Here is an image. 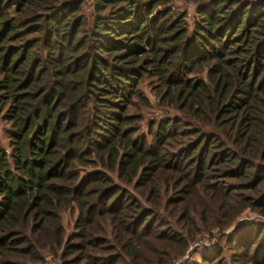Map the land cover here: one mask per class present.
<instances>
[{"label": "trees", "instance_id": "16d2710c", "mask_svg": "<svg viewBox=\"0 0 264 264\" xmlns=\"http://www.w3.org/2000/svg\"><path fill=\"white\" fill-rule=\"evenodd\" d=\"M166 1L94 0L99 13L79 34L87 25L74 15L80 0H0V98L10 121L9 151L0 145V264H35L40 248L60 246V212L71 204L87 224L100 210L129 213L123 229L140 234L153 210L119 196L107 172L149 180L144 175L162 169L165 140L180 125L177 118L159 121L149 144L131 135L126 105L145 73L157 76L169 100H181L178 108L214 128H187L194 141L169 154L164 170L195 165L202 174L209 156V166L216 158L226 176L252 167L255 181L264 175V164L253 163L264 147V0H202L190 32L185 13ZM202 63H209L205 80L186 77ZM228 140L242 143L244 159ZM253 228L247 245L239 244L250 264L264 253V230ZM50 230L51 246L41 244ZM69 245L64 255L81 248Z\"/></svg>", "mask_w": 264, "mask_h": 264}, {"label": "rangeland", "instance_id": "374dc122", "mask_svg": "<svg viewBox=\"0 0 264 264\" xmlns=\"http://www.w3.org/2000/svg\"><path fill=\"white\" fill-rule=\"evenodd\" d=\"M80 1L81 6L74 15L82 17L87 23L84 28H80L79 34H83L99 12L95 9L94 0ZM200 1L167 0L165 6H170L175 12L185 13L184 22L190 32L193 22L199 19L194 7ZM207 65L209 63H202L186 77L205 80ZM134 88L135 93L130 95L126 105V113L133 117V122L128 125L133 130L132 136H143L149 144L159 121L167 118L180 120L177 130L163 145L160 160L162 169L152 176L144 175L149 180L141 183L145 178L137 180L134 177L127 181L118 176L117 172H107L113 184L119 186V196L124 193L131 195L143 207L152 209L153 215L140 234L133 238L123 229L128 226L129 213L123 216L115 210L105 213L100 210L102 214L87 224L75 204L65 206L60 212L63 229L61 245L53 250L40 248L41 258L35 264H250L243 256L244 250L239 244L247 245L250 225L254 227L253 231L264 230V207H259V204H264V175L255 181V169L252 167L241 177L226 176L224 165L218 164L216 158L213 157L212 165L209 166V156L203 164L202 174L195 165L176 172L164 170L163 167H168L171 162L169 154L185 149L194 141L195 137L188 134V129L205 124V118H197L191 111L178 108L181 102L178 97L173 98V101L165 97L164 84L155 75L143 74ZM7 106L8 102L0 98V145L9 151L10 140L6 130L10 127V121L5 118ZM201 127L214 129L209 124ZM227 145L238 157L244 159L243 154L239 153V149L245 148L242 143L234 146L228 140ZM263 148L259 149L261 154L253 159L254 165L264 164L260 158ZM213 149L210 148V151ZM83 169L90 170L92 165H85ZM248 185L251 188H247ZM149 186L153 190H149ZM249 201L255 203V207L244 205V202ZM53 236L50 230L45 237L48 241L42 237L39 241L51 246L49 241L53 240ZM86 240L92 241L94 246L85 245ZM68 243L74 247L80 245L81 250L64 255V245ZM255 244L258 246L260 243H253L250 249ZM131 247L134 249L132 256L126 252ZM255 260L257 262L251 264H261L264 253Z\"/></svg>", "mask_w": 264, "mask_h": 264}]
</instances>
